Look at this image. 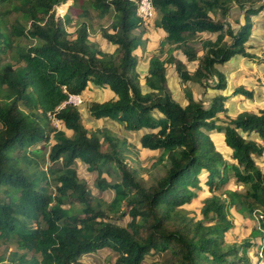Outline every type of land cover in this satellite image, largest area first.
Masks as SVG:
<instances>
[{
  "label": "trees",
  "instance_id": "1",
  "mask_svg": "<svg viewBox=\"0 0 264 264\" xmlns=\"http://www.w3.org/2000/svg\"><path fill=\"white\" fill-rule=\"evenodd\" d=\"M68 1L75 0H0V61L12 52L0 66V240L15 249L7 263L76 264L84 255L109 249L116 264H142L149 255L168 257L163 264H249L247 249L241 256L242 246L224 239L233 226L231 208L246 217L257 216L259 232L252 234L262 241L257 260H263L264 172L256 159L264 152V110L219 119L225 117L228 97L216 95L204 107L186 90L182 106L166 79L169 65L182 83L225 90L224 75L215 66L235 55L252 60L246 51L248 19L262 9L263 0H152L154 27L165 33L163 45L180 50L197 67L190 73L172 54L163 59L153 55L143 78L147 91L136 70L135 51L145 45L143 30L134 34L144 24L136 13L138 0H85L80 6L78 17H87L88 10L99 19L110 17L109 25L98 29L114 46L109 54L89 41L86 22L72 36L66 31L71 19L56 17L55 8ZM233 5L245 16L235 31L225 23ZM12 14L18 19L9 25ZM210 14H218V19ZM203 32L217 36L201 41L203 54L197 57L190 41ZM20 39L30 42L22 44ZM90 84L114 95L90 102V118L111 120L127 132L150 131L141 134L140 146L160 151L152 167H164L150 185L125 163L124 139L106 128L89 131L78 107L67 103L69 95L82 96ZM232 94L253 97L242 86ZM52 119L72 134L48 128ZM212 132L223 136L228 161ZM46 144L50 165L41 171L37 160ZM76 160L96 172L100 192L113 193L109 202L91 195L77 176ZM104 173H117L118 180L108 182ZM230 177L245 191L216 195ZM201 183L211 196L201 208L202 219L193 221L181 207L197 196ZM125 217L124 225L113 221Z\"/></svg>",
  "mask_w": 264,
  "mask_h": 264
},
{
  "label": "rangeland",
  "instance_id": "2",
  "mask_svg": "<svg viewBox=\"0 0 264 264\" xmlns=\"http://www.w3.org/2000/svg\"><path fill=\"white\" fill-rule=\"evenodd\" d=\"M85 0H75L68 1L66 5L59 6V10L57 11V16H68L71 19V23L68 25H65L66 31L72 36L75 29L78 27V25L81 22H86L89 28V41L91 43H94L98 46V48L104 52V53H112L114 50V46L106 42L101 35L99 34V27H107L110 23V17L107 16L103 19H99L97 17L96 12L92 10H88V16H81L78 17L77 15L81 12L80 6L83 4ZM55 15H56V9H55ZM17 14H12L8 18V23L11 25L14 20L18 19ZM63 17H58L62 19ZM157 18V14H155L151 19H147L144 21V24L142 28L139 30H135L134 34H138L140 30H143L142 37L145 40L144 48L137 49L135 51L136 57H137V72L139 74L141 85L143 86V91H147V89L144 87V81L143 78L146 75V68L148 64V60L151 56L156 55L160 56V58H164L168 54H172L176 59L183 62L187 70L192 73L195 68L197 67V63L195 61L188 62L183 53L180 50H173L171 47L167 44L163 45L164 42V34L157 30V28L154 27V20ZM215 18V17H214ZM251 34V31H250ZM250 34L248 36V39L250 38ZM210 35L207 34L205 37H209ZM197 36L195 39L190 41V45L193 47L194 51L197 55H201L202 48H201V41L197 40ZM249 40H247L248 42ZM20 42L22 44H26L30 41H26L24 39H20ZM11 53H7L0 61V66L3 63H6L9 61ZM237 55L233 56L228 62H230L233 58H235ZM264 65V64H263ZM259 81L264 85V75L258 76ZM166 79L168 83L169 91L171 92L173 98L182 106L186 105V100L184 97V92L188 90L189 88H192V94L193 97L199 101L204 107L209 106L211 99L216 94H224V96L229 97L226 102L227 112L225 114V117L220 115L219 119H231L236 117L238 114L246 112L250 114H258V112L264 110V89L263 85L257 84L258 87H261L262 89H259L257 93L254 92L253 99H245L239 95L233 96V89L234 87H237L239 85H242L245 87V89H249L248 83L244 82V80H232L229 78L228 81V87H226V91L221 93L220 91H216L213 89H209V91L204 90H197V85L192 83H182L173 66H167L166 67ZM213 79V78H212ZM212 81V80H210ZM243 81V82H242ZM248 86V87H247ZM189 87V88H188ZM208 88V87H207ZM251 89V88H250ZM112 94L109 90H103L99 88H88L85 92V95L80 96L82 100V104L77 106L81 116H82V123L88 129L89 131H93L97 128H106L108 129L114 136H116L118 139H124L126 142V148L127 151L125 153V163H127L130 167V169L134 170L136 172V175L138 178H140L145 185H150L153 180L156 178H159L164 173V167L160 165H156L157 161L160 156V151L157 150H148L144 149L140 146L139 139L142 133L150 132L148 130H140L138 132H127L124 130L123 126L120 124L114 122L109 123L105 119L102 120H94L93 118H90L87 112V105L90 101H96V102H104L111 97ZM55 120V119H54ZM111 122V121H110ZM48 128H57L65 132L66 136H70L72 133L64 128L62 124L57 123L56 121L48 122ZM211 138L215 141L217 144L218 150L222 153L225 160H229V154L227 148H225L224 144L222 143V135L221 133H210ZM51 144V142H50ZM50 144H46L45 149H43L42 153L40 154V157L38 158V168L41 171H45L46 167L50 165L48 159H47V153L49 150ZM103 145V144H102ZM43 145H37V148H41ZM103 150H105V146L103 145ZM128 155V156H127ZM257 166L264 171V152L262 153V156L256 159ZM75 169L77 172V176L79 179L84 181L86 183V186L91 193L92 196L101 197L105 202H109L112 197L113 193L109 190H106L104 192H100L97 187L95 186V180L97 177L96 172H88L86 169V166L81 163L79 160L75 161ZM34 169L33 167L29 168V171L32 172ZM103 177L108 182H115L118 180V174L117 173H104ZM204 175H200V181H203ZM245 186L240 185L235 181L233 177H230L228 183L222 187L221 190L215 191L216 195H219L221 191H230V192H244ZM197 196L193 198L189 203L185 204L181 207V209L185 212V215L188 219H191L193 221H198L202 219L201 215V208L203 206V203L206 199H208L211 196V193L207 188L203 186V183H201L200 190L196 191ZM224 196V195H222ZM229 219H231L233 226L229 231H227L224 234V239L228 244H233L241 247V252H239V255L242 256V250L247 249L248 252L246 254V257L249 259V264H261L264 263L263 260L258 261L256 251L257 248L254 246H257L259 241L258 238L252 237L250 235L251 231H254L256 225H257V216L255 217H246L244 215L239 214L235 208H231L228 215ZM117 224L124 225L128 222V218L125 217L123 219H115L113 220ZM249 245H251L249 248L244 247L245 241H249ZM14 246L11 244L3 243L0 240V264H8L7 263V257L11 252H14ZM3 257L5 258L4 261H2ZM259 257V255H258ZM115 254L109 250V249H100L95 252H92L90 254L84 255L80 258V262L76 264H116L115 263ZM260 258V257H259ZM169 260L168 257H163L160 255H149L146 256L142 264H155L160 263L163 264L164 262H167ZM245 264V263H243Z\"/></svg>",
  "mask_w": 264,
  "mask_h": 264
},
{
  "label": "crops",
  "instance_id": "3",
  "mask_svg": "<svg viewBox=\"0 0 264 264\" xmlns=\"http://www.w3.org/2000/svg\"><path fill=\"white\" fill-rule=\"evenodd\" d=\"M262 3L264 5V0H263ZM210 16L214 20H217L218 19V14H215V15L210 14ZM248 22L251 25V28L249 30V34H250V31H251V34H250V38L247 39L249 41L246 42V47H247L246 51L248 53H250L251 55H253L252 60L237 55L230 62L227 61L223 65H216L215 66V69L217 71L221 72L224 75V78H225V81H226V87H228L229 78H231L232 80H234V79H236V80H239V79L240 80H244V82H247L248 83V86H249V89H246V90L253 92V97H254V92L257 93L259 91V89H262L261 87H258L257 84L263 85L261 82H258L259 81L258 76H260L262 74L264 75V65H263L264 64V6L262 7L261 10L255 12L253 15H251L249 17V19H248ZM225 23L227 25H229L230 28L233 31H235L239 25H243L245 23L244 13L242 11H240L238 7H236V6L233 5L230 8V11H229V14L227 16V19L225 20ZM157 30H160L164 34V37H165V33L161 29H158L157 28ZM207 34H209L210 36L209 37H205ZM216 36H217V34H215V33L203 32V33L197 34V38H198L197 40H199V41H203V40L214 41L216 39ZM224 40H225L226 43H230V38L229 37H225ZM202 54L203 53H201V55H197V57H201ZM195 63H197V62L195 61ZM147 68H148V64H147ZM147 68H146V72H147ZM213 78H216V77L214 76ZM210 80L213 81L212 77L208 79V83L209 84L211 83ZM188 83H192V84L197 85L198 86L197 87V90L198 91H200L201 89L202 90L206 89V91H209V89H212L210 85H205V83H203L201 85H199L197 83H193V82H188ZM167 86H168V83H167ZM239 86H242V85H239ZM239 86H237V87H239ZM89 87L90 88H99V87H96V86H92L91 84L87 87V89ZM242 87H244V86H242ZM235 88L236 87H234V89ZM99 89H102V88H99ZM244 89H245V87H244ZM263 89H264V87H263ZM86 90L83 92L82 95H85ZM103 90H105V89H103ZM106 90H108V89H106ZM188 90H190L192 92V88H189ZM216 91H218V90H216ZM225 91L226 90H223V91H220V92L221 93L222 92L224 93ZM110 93L112 94V96L109 97V99H111V98L114 97L113 93L112 92H110ZM216 95H223L224 96V94H216ZM216 95H214V97ZM235 96H237V95H235ZM253 97H252V99H253ZM249 100H251V99H249ZM90 102H93V101H90ZM224 107L227 110L226 105ZM105 120L107 122H109V123H112L113 122V121L110 122L108 119H105ZM222 142H223V136H222ZM228 154H229V152H228ZM258 226L259 225H258V220H257V225H256L254 231H251V233H250V235L252 237L258 238V241H259L258 245L257 246H254V248L256 247L257 250L259 249L258 251H256V252H258L257 255H259V253L262 252V249H260V247L258 248V246L260 244H262V241H261V239H260L259 236H253L252 233H254L255 231L257 233L259 232V227ZM250 240L251 239H249L248 242H250ZM245 242H247V241H245ZM247 252H248V250H247ZM261 264H264V263H261Z\"/></svg>",
  "mask_w": 264,
  "mask_h": 264
},
{
  "label": "built area",
  "instance_id": "4",
  "mask_svg": "<svg viewBox=\"0 0 264 264\" xmlns=\"http://www.w3.org/2000/svg\"><path fill=\"white\" fill-rule=\"evenodd\" d=\"M136 13L137 16H139L141 19L145 20H149L151 19L154 15H155V10L154 7L152 5V0H138L136 2ZM61 6V5H60ZM56 9V17H63L61 16H57V11L59 10V6L55 8ZM67 103L72 104L74 106H79L82 104V100L80 95H69ZM53 121H56L54 119H52ZM58 123V121H56ZM259 257H262V252L259 253Z\"/></svg>",
  "mask_w": 264,
  "mask_h": 264
},
{
  "label": "water",
  "instance_id": "5",
  "mask_svg": "<svg viewBox=\"0 0 264 264\" xmlns=\"http://www.w3.org/2000/svg\"><path fill=\"white\" fill-rule=\"evenodd\" d=\"M109 121H111V120H109ZM113 123V122H112Z\"/></svg>",
  "mask_w": 264,
  "mask_h": 264
},
{
  "label": "bare ground",
  "instance_id": "6",
  "mask_svg": "<svg viewBox=\"0 0 264 264\" xmlns=\"http://www.w3.org/2000/svg\"><path fill=\"white\" fill-rule=\"evenodd\" d=\"M61 6H63V5H61Z\"/></svg>",
  "mask_w": 264,
  "mask_h": 264
}]
</instances>
